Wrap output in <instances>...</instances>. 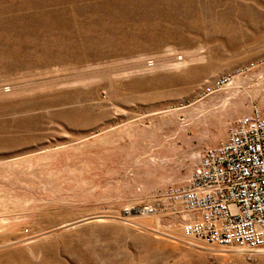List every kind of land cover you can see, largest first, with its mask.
Segmentation results:
<instances>
[{
  "label": "rangeland",
  "instance_id": "obj_1",
  "mask_svg": "<svg viewBox=\"0 0 264 264\" xmlns=\"http://www.w3.org/2000/svg\"><path fill=\"white\" fill-rule=\"evenodd\" d=\"M251 104L264 0H0V264H264L141 208Z\"/></svg>",
  "mask_w": 264,
  "mask_h": 264
},
{
  "label": "built area",
  "instance_id": "obj_2",
  "mask_svg": "<svg viewBox=\"0 0 264 264\" xmlns=\"http://www.w3.org/2000/svg\"><path fill=\"white\" fill-rule=\"evenodd\" d=\"M141 208L184 212V234L204 243L264 248V112L251 104L224 139L198 149L183 182Z\"/></svg>",
  "mask_w": 264,
  "mask_h": 264
},
{
  "label": "bare ground",
  "instance_id": "obj_3",
  "mask_svg": "<svg viewBox=\"0 0 264 264\" xmlns=\"http://www.w3.org/2000/svg\"><path fill=\"white\" fill-rule=\"evenodd\" d=\"M259 249V248H258ZM256 250V249H255Z\"/></svg>",
  "mask_w": 264,
  "mask_h": 264
}]
</instances>
